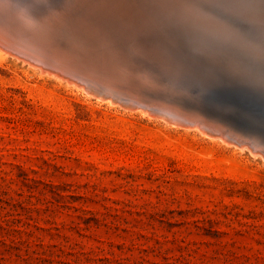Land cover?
<instances>
[{
    "label": "rangeland",
    "instance_id": "rangeland-1",
    "mask_svg": "<svg viewBox=\"0 0 264 264\" xmlns=\"http://www.w3.org/2000/svg\"><path fill=\"white\" fill-rule=\"evenodd\" d=\"M68 2L79 34H92L96 16L118 41L113 32L142 26L152 7L170 23L198 17L202 0ZM204 7L221 34L189 48L202 75L264 78V0ZM16 14L20 28L7 14L0 30L30 28ZM55 21L47 18V34ZM37 68L0 48V264H264V157L249 144L205 137Z\"/></svg>",
    "mask_w": 264,
    "mask_h": 264
},
{
    "label": "water",
    "instance_id": "water-1",
    "mask_svg": "<svg viewBox=\"0 0 264 264\" xmlns=\"http://www.w3.org/2000/svg\"><path fill=\"white\" fill-rule=\"evenodd\" d=\"M68 1L0 0L4 5L0 18L11 14L10 23L19 27L13 22L19 12L30 25L23 30H5L8 34L0 30L2 41L7 43L1 41L0 45L29 53L49 69L51 64L70 66L66 70L93 91L97 89L102 95L153 114L198 124L208 133L223 131L228 140L244 141L256 150L250 147L252 152L264 157V78L202 75L193 60L191 46H197L203 38L221 34L216 19L205 13L206 0L197 7L198 17L182 16L171 24L156 10L153 12L152 7L143 14L142 26L133 21L121 33L118 25L113 32L118 41L103 30L111 27L105 23L107 20L96 16L89 15L88 19L93 22L92 34H79L67 17ZM47 18L57 20L56 35L42 31ZM22 36L26 37L24 41L19 39ZM72 54L79 56L72 59ZM104 55L107 64L116 66L113 70L104 72ZM121 65L125 71L120 70Z\"/></svg>",
    "mask_w": 264,
    "mask_h": 264
},
{
    "label": "bare ground",
    "instance_id": "bare-ground-1",
    "mask_svg": "<svg viewBox=\"0 0 264 264\" xmlns=\"http://www.w3.org/2000/svg\"><path fill=\"white\" fill-rule=\"evenodd\" d=\"M164 1H166V0H164ZM171 1V0H170ZM176 1V0H175ZM190 1V0H189ZM197 1V0H196ZM177 2H178V0H177ZM1 4H2V2H1ZM0 4V5H1ZM112 4V3H111ZM167 4H168V2H167ZM178 4H182V3H178ZM156 5H158V4H156ZM169 5V4H168ZM188 5H190L189 4V2H188ZM6 6V5H5ZM167 6V5H166ZM169 6H171V5H169ZM193 7V6H192ZM196 7V6H195ZM171 8V7H170ZM173 8H174V6H173ZM173 8H172V10H173ZM183 8V7H182ZM190 7L188 6V9H189ZM170 10V9H169ZM180 10V9H179ZM178 10V11H179ZM183 10V9H182ZM185 11H186V9H184ZM194 10V9H193ZM243 10V9H242ZM258 10V9H257ZM162 11V10H161ZM165 12H166V8H165ZM174 12V11H173ZM181 12V11H180ZM161 13V12H160ZM164 13V12H163ZM190 13H192V12H190ZM165 14V13H164ZM178 14V13H177ZM181 14H183V13H181ZM189 14V13H188ZM194 14H196V13H194ZM163 15V14H162ZM174 15V14H173ZM155 16V15H154ZM167 16V15H166ZM178 16V15H177ZM164 17V16H163ZM191 17V16H190ZM194 17H196V16H194ZM212 17V16H211ZM169 18V17H168ZM175 18V17H174ZM182 18V17H181ZM240 18V17H239ZM179 20V19H178ZM244 21V20H243ZM249 21V20H248ZM171 22V21H170ZM245 22V21H244ZM26 23H28V21H26V20H23V22H22V24H26ZM240 23H242V21L240 22ZM218 25V24H217ZM258 25V24H257ZM26 26V25H25ZM240 27V26H239ZM254 28V27H253ZM47 27H45V28H43L42 29V31H45L46 32V34H47ZM238 32H240V30L238 31ZM240 33H242V32H240ZM243 35V34H242ZM19 39H21V41H24V39H26V37H24V36H22V37H20ZM2 37L0 36V44L3 42V43H5V41L3 40L2 42ZM5 44H7V43H5ZM261 44V43H260ZM3 46H5V45H3ZM2 45H0V48H2V49H4V50H6L7 52H9L10 54H13V55H17V56H20V57H23V58H25V59H27V62L28 63H30L31 64V66L32 65H34L35 66V68L36 67H38L37 69H41L42 71H45V70H49L50 72H54L56 75H63V76H65L69 81H72V82H74L75 84H77V83H80L82 86H83V88L91 95V96H97V97H101V98H105L106 100H108L109 102H117L113 97H109V96H106V95H102V94H100L99 92H97V89H95L94 91L93 90H91L90 89V87L88 86V85H86V83H83V81L81 80V79H79L78 77H76L75 75H72L71 73H69L66 69H69V68H66V67H64L63 65H54V64H51L50 65V69L49 68H46V67H44V65H41L43 62H41L37 57H33L32 55H30L29 53H24L23 51H20V50H17V49H6L5 47H3ZM3 52V51H2ZM107 57L104 55V58H103V63H104V65H105V67H106V71H109L108 70V68L110 69V70H113L114 68H115V65H113V64H111V65H109V64H107L106 62H105V60L107 61V59H106ZM36 60H38V61H36ZM39 61L41 62V63H39ZM43 64H45V63H43ZM231 65V64H230ZM109 66V67H108ZM123 70V69H122ZM61 78V77H60ZM66 80V79H65ZM64 80V81H65ZM67 81V80H66ZM65 81V82H66ZM67 83V82H66ZM68 84V83H67ZM71 84V83H70ZM75 84H72V85H75ZM102 100V99H101ZM107 101V102H108ZM106 102V101H105ZM111 105V104H110ZM121 105L123 106V107H126V108H133V109H140L141 111H144V112H146V113H149V114H151V115H154V116H157L156 118H158V117H160V120H161V118H163V119H165L166 120V122L168 121V122H170V123H172V124H179V125H182V126H185V128L186 129H188V128H196L197 130H199L200 131V133H202V135H205V137H208V136H211V137H213V136H215V138H218V139H221L222 141H227L229 138H227L228 136L223 132V131H219V132H217L216 134H213V133H207V132H205L198 124H193V123H182V122H180V121H177L176 119H173V118H170V117H168V116H166V115H164V114H162V113H157V114H153V113H151L152 111H146V110H144V109H141V108H139V107H136V106H133V105H127V104H125V103H121ZM118 106V105H117ZM120 107V106H119ZM125 108V109H126ZM131 111V110H130ZM132 111H134V110H132ZM137 111V110H136ZM149 117H151V116H149ZM152 118V117H151ZM153 118H155V117H153ZM181 126V127H182ZM177 127H178V125H177ZM228 142H230V144H232L231 143V141H228ZM232 142H234V141H232ZM241 142H243V141H241ZM240 142V143H241ZM239 143V144H240ZM234 144V143H233ZM244 144H246L245 142H244ZM248 144V143H247ZM246 144V146H248ZM235 145V144H234ZM238 145V144H237ZM241 145H243V144H241ZM240 145V146H241ZM239 146V145H238ZM239 146V147H240ZM250 146V145H249ZM249 148V147H248ZM251 150H254V149H252L251 148ZM255 153H257V152H255ZM260 154V153H259Z\"/></svg>",
    "mask_w": 264,
    "mask_h": 264
}]
</instances>
